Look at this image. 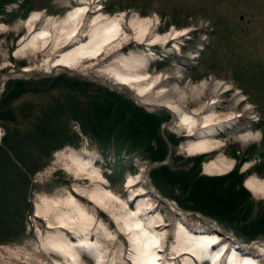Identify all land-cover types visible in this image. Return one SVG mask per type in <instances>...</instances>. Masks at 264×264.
<instances>
[{
    "label": "rangeland",
    "instance_id": "374dc122",
    "mask_svg": "<svg viewBox=\"0 0 264 264\" xmlns=\"http://www.w3.org/2000/svg\"><path fill=\"white\" fill-rule=\"evenodd\" d=\"M76 1L79 0H0V99L8 94L9 84L10 89L17 86V90H26L10 98L6 108L10 111L9 118L0 120V264H55L52 260L63 259L43 248L41 239L53 229H48L46 220L36 215V206L43 203L44 197L57 199L69 194H74L84 204L90 203L81 200L75 189L90 186L92 181L84 175H75L68 166L72 163L70 155L76 150H86L96 158L95 166L103 170L109 188L124 199L128 198L124 186L126 178L130 174L147 176L160 195L154 198L158 211L168 221L174 215L166 199L178 205L177 211L184 214L193 227L218 224L225 233L234 234L242 246L264 240V233L257 236L264 231V196L254 194L245 184L249 176L264 179V0H91L93 10L101 9L108 16L122 12L127 24L137 13L141 18L154 20L159 34L179 31V46L174 42L167 47L151 46L159 52L169 50L166 58L153 61L152 71L166 70L173 63L182 62L183 83H196L203 78L225 80L233 86L226 97L238 88L245 94L238 109L248 102L253 106L252 114L245 113L234 127L220 135L224 146L210 153L193 155L187 150L190 140L186 132L175 128L169 110L148 108L127 89L115 86V80L107 84L99 78L103 59L88 61L85 73L60 68L44 73L52 59L51 46L16 54L22 37L30 35L26 20L34 11H42L41 18H58L72 9ZM44 23V19L36 21L32 32L41 30ZM134 39L125 53L150 52V46H138L141 41L138 36ZM200 46L203 49L192 58ZM28 66L32 70L24 71ZM75 84L80 85L79 89L85 94L82 98ZM106 89L118 96L107 93ZM113 108L116 111H112ZM144 110L161 119L160 134L167 144L168 155L171 151L166 164H158L166 159L151 158L159 145V137L155 135L153 124L145 122L141 113ZM135 111L138 124L145 127V131L132 128L134 124L129 120L135 116ZM222 111L229 112L227 108ZM249 116H253L252 119ZM48 117L51 120L46 121ZM248 123L253 131H261L262 139L242 144L234 135L239 127ZM6 134L15 140L24 139L22 142L18 139L17 146L4 144ZM55 143L62 145L53 149ZM11 145L15 151L8 153ZM219 154L235 159L233 168L224 174L206 173L205 163ZM163 165L171 171L154 173ZM198 168L199 176L209 178L228 176L237 168L239 173L245 172L246 204L229 209L218 205L217 197L209 199L218 188L216 183L204 185L208 193L201 195L195 175ZM225 179L226 186L235 183L240 187L233 176ZM90 206L95 209L96 227L99 221L104 224L98 230L92 227V236L95 239L98 234L104 241L106 257L117 261L128 257L131 245L123 238L114 219L93 203ZM212 213L221 216L224 213L227 217L218 219L211 216ZM56 224L55 220L53 225ZM174 229L172 225L169 240L173 238ZM168 244L165 249L170 256ZM83 253L87 264H97L95 257H90L87 251Z\"/></svg>",
    "mask_w": 264,
    "mask_h": 264
},
{
    "label": "bare ground",
    "instance_id": "6f19581e",
    "mask_svg": "<svg viewBox=\"0 0 264 264\" xmlns=\"http://www.w3.org/2000/svg\"><path fill=\"white\" fill-rule=\"evenodd\" d=\"M73 3V8L58 18H41L43 12L34 11L26 20L30 35L22 37L16 54L51 46L49 56L52 59L44 73L58 68L85 73L88 61L103 59L99 65V78L107 84L111 79L115 80V86L127 89L148 108L168 109L173 115L175 128L186 132L185 136L190 140L187 150L192 155L220 149L225 145L219 139L220 135L234 127L242 115L254 112L249 102L238 109L245 99L240 88L226 97L233 86L225 80L203 78L196 83H183L182 62H175L166 70L152 71L153 61L166 58L169 50L159 52L151 46L161 44L167 47L171 42L179 46V31L159 34L151 18H141L135 13L127 24L122 12L108 16L101 9L93 10L91 0ZM41 19L45 21L42 29L32 32L36 21ZM136 36L141 39L138 46H150V52H124ZM148 36L150 39L146 38ZM143 39L150 41L144 43ZM201 49L202 46L191 57L198 56ZM30 70V66L24 68V71ZM224 108L229 112L224 113ZM249 117L252 119L253 116ZM244 125L235 133L236 141L246 144L262 139L261 131H253L250 123ZM70 159L69 169L92 181L90 186L76 187L81 200L93 203L113 218L131 249L128 257L123 256L118 261L108 259L104 241L98 234L95 239L92 236L97 217L90 203H82L74 194L57 199L44 197L43 203L36 206V215L46 220L48 229H53L41 239V243L46 252H55L63 258L52 260L55 264H87L84 251L95 257L97 264H264V240L242 246L234 234L225 233L218 224L193 227L186 216L177 211L180 209L178 205L166 199L174 215L168 221L158 211L154 198L160 195L147 176L130 174L124 185L128 198L124 199L109 188L103 170L95 166L96 158L88 151L76 150ZM234 164L235 159L219 154L205 163L204 170L208 174H224ZM245 184L254 194L264 196V179L249 176ZM55 220L58 224L54 226ZM172 225L175 229L169 240ZM99 226H104L103 221H99L96 230ZM167 244L171 248L170 256L165 249Z\"/></svg>",
    "mask_w": 264,
    "mask_h": 264
},
{
    "label": "trees",
    "instance_id": "16d2710c",
    "mask_svg": "<svg viewBox=\"0 0 264 264\" xmlns=\"http://www.w3.org/2000/svg\"><path fill=\"white\" fill-rule=\"evenodd\" d=\"M10 85L11 84L8 85V91H9L8 94L7 95L5 94L0 99V120H5V119H8L9 118L10 111L8 109H6V108L9 105L10 98L20 96L22 93H24V91H26L25 88L23 90H21L22 88H19V90H17L18 87L16 85H15L16 87H15L14 90L13 89H10ZM19 85H22V82H19ZM75 86L78 87L77 91H79L80 93L83 92V91H81L79 89L80 85L78 86V85L75 84ZM81 86L83 87L84 85H81ZM106 90H107V93L112 94L114 97L115 96H118L116 93H114V92H112V91H110L108 89H106ZM84 95L85 94L82 93L80 97L82 98ZM114 97H112V98H114ZM115 100L118 102V98L117 97L115 98ZM114 105L115 104L113 103V106ZM112 111H116V108H113ZM137 113L138 112L135 111V113H134L135 116L133 117V115H132L131 116V119L129 120V122L132 125L134 124L133 126L131 125L133 129L139 130L141 128V130L143 131V128H144V131H145L146 130L145 127L142 128V126H140L138 124V119L136 117V114ZM141 113H142V116L144 117V120H145V122L147 124H149V125H152L153 124L155 135L157 134V136L159 137V145L156 148V150L153 151V155L151 157L152 160H155V161L165 160L166 157L168 156V149H167L166 142L163 140V137L160 134V125H161V119H160V117H158V116L156 117V116H154L152 114H149L145 110L144 111H141ZM49 119L50 118L48 117L46 119V121H48ZM43 122H45V117H44V121ZM18 139H20V138H18ZM18 139L15 140V138L13 139V136H10L9 134H6V136L3 138V141H4V144H11V143H13L14 145L17 146V142L16 141H18ZM23 139H24V137L22 139H20L21 140L20 142H22ZM161 140H163V142H165L166 148H165V146H163V142L161 143ZM12 145H11V149H9V151H7L8 153L13 151L14 148H13ZM61 145L62 144H60V146ZM60 146H58L57 143H55L52 147H53V149H55V148L60 147ZM48 150H52V149H48ZM14 151H15V149H14ZM159 171L160 172H163L165 174V173H169V171H171V169H169V167L167 165H163L160 168H157V170H155L154 173L159 172ZM199 172H200V168H198L196 170L195 175H196V177H198L196 179L197 180L196 182H197V184H199L198 185V190H199V192H200L201 195H207V193H208L207 186H204V185L216 183V187L218 186V188L215 190V192L213 194L214 196L213 197H210L209 196V199H212V198H216L217 197L219 199L218 205L228 206L229 209L230 208H236V209H238L240 205H243V203L246 204V198H247L246 195L248 196V191L243 187V180H244V178L246 176V173L245 172L244 173H239V170L237 168V169H234V171L232 173H230L228 176H218V177H213V178L212 177L211 178L206 177L205 175H200L199 176V174H198ZM230 176L231 177L233 176L236 180H238V183H240V187L239 188L236 187L237 185L235 183H232L229 186H226L225 182H223V181L226 180L225 178H228ZM180 182L181 183H184L183 180H181ZM206 182H208V183H206ZM217 183H218V185H217ZM217 190H218V192H217ZM203 204L205 205L207 203L206 202H203ZM204 205H203V208H205ZM213 205H216V203H214ZM213 207H215V206H213ZM260 214H261V212L258 213L257 216H259ZM210 215L211 216H214V217H217L218 219H223V220H225L226 219L225 217H227L224 213H223L222 216L219 215V214L218 215H214L213 213L210 214ZM261 233H264V231L259 232L257 234V236L259 234H261ZM251 238H253V237H251Z\"/></svg>",
    "mask_w": 264,
    "mask_h": 264
},
{
    "label": "water",
    "instance_id": "95a60500",
    "mask_svg": "<svg viewBox=\"0 0 264 264\" xmlns=\"http://www.w3.org/2000/svg\"><path fill=\"white\" fill-rule=\"evenodd\" d=\"M93 78L97 79L96 77H93ZM0 93H1V91H0ZM132 95H133V94H132ZM167 110H168V109H167ZM170 156H171V151L169 152V155L167 156L166 160H165L164 162H159L158 164H166V163L168 162Z\"/></svg>",
    "mask_w": 264,
    "mask_h": 264
},
{
    "label": "snow or ice",
    "instance_id": "6c2138e0",
    "mask_svg": "<svg viewBox=\"0 0 264 264\" xmlns=\"http://www.w3.org/2000/svg\"><path fill=\"white\" fill-rule=\"evenodd\" d=\"M46 35V34H45Z\"/></svg>",
    "mask_w": 264,
    "mask_h": 264
}]
</instances>
